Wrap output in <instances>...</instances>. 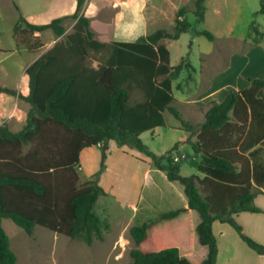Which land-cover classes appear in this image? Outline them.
Here are the masks:
<instances>
[{
    "label": "trees",
    "instance_id": "trees-1",
    "mask_svg": "<svg viewBox=\"0 0 264 264\" xmlns=\"http://www.w3.org/2000/svg\"><path fill=\"white\" fill-rule=\"evenodd\" d=\"M83 2L77 0L75 12L68 16L76 20L68 34L62 26L64 17L36 24L19 14L12 28L16 42L31 52L43 46L36 32L51 29L62 38L26 67V95L0 85V93L17 94L29 105L21 130L12 132L0 125V264H15L17 259L3 219L12 220L28 235L40 226L87 245L102 239V221L94 207L105 192L95 180L79 184L80 152L128 136L168 181L183 185L187 198L186 208L162 212L128 228L134 244L129 264H216L215 221L229 224L250 248L264 254V247L245 235L234 217L260 211L252 200L254 185L264 188V172L260 177L254 171L264 151V78L253 79L221 102H209L196 132L171 106L172 81L182 70L188 73L186 81L192 79L194 67L186 59L171 66L164 43L188 29L185 19L179 20L186 8L176 12L169 30L158 29L133 42H103L95 39L81 13ZM203 2H190L197 21L204 17ZM255 14L264 15V0ZM198 33L215 39L207 30ZM247 37L252 45L264 37L255 20ZM91 52L95 66L89 60ZM133 91L142 98L130 104ZM165 110L196 135L190 144L201 157L197 170L203 178L181 174L175 160L178 143L157 155L139 140L141 133L164 125ZM189 210L199 217L194 233L204 248L201 257L193 250Z\"/></svg>",
    "mask_w": 264,
    "mask_h": 264
},
{
    "label": "rangeland",
    "instance_id": "rangeland-1",
    "mask_svg": "<svg viewBox=\"0 0 264 264\" xmlns=\"http://www.w3.org/2000/svg\"><path fill=\"white\" fill-rule=\"evenodd\" d=\"M95 0H91L94 3ZM192 1V0H191ZM221 3L219 14L213 13L208 8V15L205 21H197L193 15V7L186 4L185 21L188 29L180 33L176 40L167 42L170 49L171 64H177L180 57H184L195 69L191 77L186 81L187 71L182 72L186 85L183 92L173 89L174 96L180 98L188 92H196L205 81L202 76L214 73L218 68L226 65L233 52H242L247 48V43L238 40L247 39L250 23L255 20L259 29L264 32V15H256L260 7V0H217ZM93 5V4H92ZM97 7L96 5L94 8ZM90 6L87 11L94 9ZM90 15L91 29L96 32V39L104 41L112 35L110 31L109 15ZM18 14L8 4L5 7V15L0 20V85L15 88L17 93L26 95L28 92L26 67L47 50L48 42L35 52L28 51L24 46L18 44L13 37L12 28ZM106 18V19H105ZM180 17L179 20H182ZM18 20V19H17ZM166 25V24H165ZM207 30L215 37L209 40L198 32ZM125 34L120 38H124ZM117 41V40H116ZM122 41H133L122 40ZM264 46V37L260 40ZM96 55L90 53L89 60L96 65ZM242 64L240 65V68ZM189 92V93H190ZM142 98L138 91H133L129 103ZM17 107L13 114L14 122L26 120L29 105L16 95H0V108L6 113L0 117L6 118L8 109ZM173 107L180 108L172 104ZM164 125L141 133L138 138L146 148L157 154H163L175 143H178L176 156L182 175H199L197 165L200 160L193 152L192 146L187 140V131L184 130L180 121L167 110L163 113ZM196 132L199 126L195 127ZM134 137L109 140L106 145L90 146L80 153V166L78 168L79 184L95 180L105 194L101 195L95 204V212L100 217L103 227V238L96 239L90 245L76 239H70L61 235L59 240L53 233H47L37 240L34 249L37 251L29 263L43 264H129V251L134 247L130 238L128 228L131 225H140L156 218L160 212L175 209L174 205H180L171 188L167 185V179L162 172L152 173L147 179L144 171L152 161L144 152L133 144ZM105 155L104 169H101L102 157ZM260 158L264 163V151ZM152 194V195H150ZM257 190L254 188V195ZM160 195L171 197L169 202L157 203ZM133 204L137 210L139 207L146 208L143 213L135 216ZM7 222V223H6ZM5 222L6 231L11 239L13 249L19 247L17 236L25 238V231L8 219ZM107 226V228H106ZM197 237V235H196ZM196 239V238H195ZM255 241V240H254ZM66 243V245H65ZM264 247V244L257 242ZM67 246V247H66ZM23 247L18 249L20 251ZM193 250L201 257L204 248L201 247L198 237L194 242ZM20 254V253H19ZM264 255V254H262ZM21 264V261L19 262Z\"/></svg>",
    "mask_w": 264,
    "mask_h": 264
},
{
    "label": "crops",
    "instance_id": "crops-1",
    "mask_svg": "<svg viewBox=\"0 0 264 264\" xmlns=\"http://www.w3.org/2000/svg\"><path fill=\"white\" fill-rule=\"evenodd\" d=\"M190 2L191 0H95L94 3H92L91 0H84L81 13H83L84 16L88 18L90 29V15H99V13L101 14L103 11L110 13L111 15L108 21L110 23L109 28L110 31L112 30V35L109 37V39L104 40L103 42H128L122 40L133 39V41H135L139 36L153 33L158 29H171L175 24L176 12L181 8H185L186 4H190ZM7 4L15 10L18 16L19 14L23 15L31 23L42 24L47 23L57 17H64L62 26L65 29V34H68L72 31V28L76 22L75 19L68 16L75 12L77 0H0V20H3L4 18L5 7ZM95 5L97 7L94 8ZM90 6H93L94 9L87 11ZM203 6L204 17L202 21L206 20L209 10L208 8H211L212 12L216 14H219L221 10V3L217 0H204ZM107 13H104L103 16L109 15ZM185 16L186 14H184L183 19H185ZM17 19L15 23L17 22ZM91 31L93 32L96 39V32H94L92 29ZM123 34H125V37L120 38V36ZM34 35L39 37L42 43L48 42L47 49H49L55 42L62 38V36H57L51 29L36 32ZM169 41H172V39H166L164 40V43L170 54V49L167 45V42ZM238 41L247 43V48L242 52H233L230 55L226 65L221 66L211 75H203L201 79H205L204 82H201V84L204 83L203 87L200 86L196 92L189 91L190 93L188 92V94L183 95L180 98L174 96L173 94L174 99L171 103V106L173 103L177 105L180 108L179 110H181V112H179L182 117L195 127H198L204 123V114L209 102H221L225 99L228 93L236 92L250 86L253 79L264 78V46L262 45V41L255 45L251 44L248 37L247 39ZM35 59L36 58H34L33 61ZM182 59H184V57H180L177 64H179ZM177 64H171L170 61L171 66H175ZM241 64L242 67L240 68ZM183 71L184 70L180 72L177 79L172 81V93L174 88L180 92H183L184 87L188 85L184 80L181 81V79H184L182 76ZM192 79L194 78L192 77ZM177 84H180L179 88L177 87ZM11 89L16 90L15 88ZM0 95L3 96L6 94L0 93ZM10 106L11 107L8 109V113L6 114V118L0 120V125L5 124L10 131L17 132L23 128V126L26 124V120H22V122L19 123L14 122L12 120V116L16 113L17 107H13L12 105ZM4 113H6L5 110L0 108V117L3 116ZM186 131L188 134H186L187 140L185 142L190 143L191 141H194L196 139V135H192L188 130ZM243 139L244 136L240 138L241 141ZM195 155L200 157V155ZM177 159V161H179L178 157ZM261 161L262 163H254L255 174L260 177L264 172V163L262 159ZM148 166L149 167L144 171V175L147 179L152 173L162 172L161 170L155 168L151 162L148 164ZM162 173L165 175L164 172ZM197 176L199 178L204 177L202 173H200V176ZM167 185L171 188L172 195L175 196L176 200L180 204L178 207L177 205H174L175 209L186 208L187 198L184 194L183 185L178 181H168ZM254 188L257 190V194L254 195L252 203L255 207L259 208L260 211L239 212L238 214L234 215V217L241 226L242 232L245 235L249 236L256 242L264 244V188H258L255 185ZM156 198L157 203H160L161 201L167 203L174 199V197L171 199V197L168 195H160ZM131 206L133 207V215L135 216L143 213V211L146 210L144 207H139L137 210L136 206L133 204H131ZM188 215L191 222L192 243L194 245L196 240L194 231L197 223L199 222V217L193 210H189ZM7 220L8 219L2 220V226L5 231L6 228L4 224ZM213 231L218 244L216 264H264V255L258 254L255 250L250 248L229 224L215 221L213 223ZM47 233H53V235L56 237V240H59L61 237V235L57 233L49 231L40 226H36L32 235H28L25 232L24 239L21 236H17L18 238L15 240L19 243V247L17 249L16 247L13 249L14 246L12 247L11 239L7 233L10 247L16 254L17 259L15 264H19L20 261L21 264H43L40 262L29 263L28 260L33 258L35 252L37 251L34 249V245H36L37 240H40L41 236H46ZM22 247L24 248L23 251L22 249L18 251V249Z\"/></svg>",
    "mask_w": 264,
    "mask_h": 264
},
{
    "label": "built area",
    "instance_id": "built-area-1",
    "mask_svg": "<svg viewBox=\"0 0 264 264\" xmlns=\"http://www.w3.org/2000/svg\"><path fill=\"white\" fill-rule=\"evenodd\" d=\"M175 160H178V159H177V156L175 157Z\"/></svg>",
    "mask_w": 264,
    "mask_h": 264
}]
</instances>
